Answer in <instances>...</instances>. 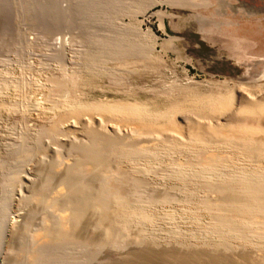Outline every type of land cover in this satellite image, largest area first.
Instances as JSON below:
<instances>
[{"label":"rangeland","instance_id":"1","mask_svg":"<svg viewBox=\"0 0 264 264\" xmlns=\"http://www.w3.org/2000/svg\"><path fill=\"white\" fill-rule=\"evenodd\" d=\"M0 264H264V0H0Z\"/></svg>","mask_w":264,"mask_h":264},{"label":"built area","instance_id":"2","mask_svg":"<svg viewBox=\"0 0 264 264\" xmlns=\"http://www.w3.org/2000/svg\"><path fill=\"white\" fill-rule=\"evenodd\" d=\"M65 40H66V43H67V40H68V39L66 38Z\"/></svg>","mask_w":264,"mask_h":264}]
</instances>
